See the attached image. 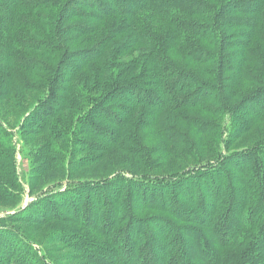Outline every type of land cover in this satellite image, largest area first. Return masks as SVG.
<instances>
[{"label": "trees", "instance_id": "16d2710c", "mask_svg": "<svg viewBox=\"0 0 264 264\" xmlns=\"http://www.w3.org/2000/svg\"><path fill=\"white\" fill-rule=\"evenodd\" d=\"M14 67L43 74L44 97L24 125L37 132L55 131L52 140L66 150L83 142L85 128L95 136L103 121L121 129L130 124L141 134L163 122V129L176 134L171 143L187 147L188 156L192 143L176 117L212 132L220 126L203 123L201 117L217 121L224 117L229 125L224 149L213 148L214 132L211 146L204 148L208 156L198 161L210 168L207 177L186 173L170 181L89 183L77 182L74 175L62 193H48L53 195L29 208L30 219L19 222H37L38 215L62 211L80 214L79 222L97 231L102 217L99 225L111 242L78 238L88 257L101 259L102 264H264V173L258 176L263 171L256 162L261 151L253 156L251 148L245 156L227 154L221 160V152L227 153L244 130L264 126V0H0L1 77ZM18 75L13 79L23 82V74ZM120 111L127 113L126 120ZM134 114L138 120L130 123ZM140 115L156 121L152 125ZM51 119L56 121L49 124ZM3 126L0 122V147L6 134ZM128 132V139L136 137ZM192 152L200 155L194 148ZM3 155L7 175H13L15 164L7 159L8 152ZM43 158L47 160V155ZM134 160V168L140 170ZM216 161L217 166L210 165ZM160 162L161 158L142 164L148 169L145 173L157 171ZM94 168L99 171L100 162ZM49 170L41 168L46 179L52 174ZM199 182L218 197L207 200L209 192L204 195L196 187ZM248 185L254 190L246 201ZM182 198L189 201L187 207ZM140 200L144 204L133 203ZM144 208L161 209L171 217L142 220L138 214ZM118 219L120 226L113 230ZM134 225L141 229L136 236L130 235ZM163 229L171 233L167 246L154 238ZM16 236L20 238L17 234L5 238H12L10 245L20 250L17 264H44ZM186 243H192L190 250ZM108 248L114 253L97 252Z\"/></svg>", "mask_w": 264, "mask_h": 264}, {"label": "rangeland", "instance_id": "374dc122", "mask_svg": "<svg viewBox=\"0 0 264 264\" xmlns=\"http://www.w3.org/2000/svg\"><path fill=\"white\" fill-rule=\"evenodd\" d=\"M18 73L23 74V82L19 81V79H13L14 75H18ZM18 76L20 77V75ZM6 80H8V86L5 85ZM42 80L43 74L41 72L36 70L21 71L15 67L9 68V72L0 78V122L6 130L4 140H1L3 145L0 147V264H17L15 260H18L21 256L20 250H16L15 246L10 245L9 240L12 238H5L6 234L10 236L15 234L20 235V238L16 236L17 240L21 243H26L35 250L44 264H102L101 259L95 262L88 257L84 250L85 245L81 244L82 242L78 239L79 237L87 238L91 243L97 240L100 243L111 242V237L107 236L103 232L101 225H99L104 221L102 217L98 220L97 231L92 230L93 228L91 227L82 225V222H79V220L82 221L80 214L75 216L62 211H57L54 216L47 214L38 215L34 218L37 222L33 220L29 222H25L27 220L24 222L19 221L26 217L30 219L28 216L29 208L40 200L53 195H47L48 193H62L67 188V185L72 182L70 179L74 175L77 182L87 181L89 183H102L104 181L111 183L113 180L118 179L137 180L138 182L141 179H145L148 182H157V179L162 178L163 180L170 181L186 173H190L192 176L200 177L201 175V177H207L210 168L198 161L208 156V152L204 148L207 147V144L211 146L214 132L215 146L213 148L217 150H219V147L222 150L224 149L222 143L227 138L229 125L227 127L226 125L228 119L222 117L217 121L211 119L208 115L203 117L198 115L201 117L199 119L203 123L216 122L220 126V130L212 132V130L197 126L193 121H183L176 117L175 121L180 124L182 133L192 143V146L189 147L188 156L186 155L187 152H185L187 147L182 148L171 143V140L174 138L173 135L176 134L166 131L165 128L163 129V122L160 125H154L152 130H147L148 132L145 131L141 134L136 132L137 130L131 127L130 124H126L121 129L118 126H113L103 121V129L98 131L95 136L91 134L90 128H85L83 142L77 144V146L73 143L75 147L66 150L63 143L52 140V135H54L55 131L52 134L50 129L46 130L45 133L43 130L37 132L38 129L30 127V124L28 126L24 125L29 112L44 97V93L41 92L43 89ZM129 100L132 101L131 99ZM120 114L121 116L124 115V111H120ZM127 118V113H125L122 119L126 120ZM139 119L145 122L151 119L152 125L156 121L149 116L145 118L144 115H140ZM52 120L56 121V119H51L49 124ZM137 120L138 116L134 114L130 123ZM54 125L57 126V124ZM197 127L207 133L201 134ZM101 131L102 134L105 133L104 139L100 138ZM128 131L135 132L136 137L128 139L126 135L129 133ZM197 142L199 143L197 144ZM178 143L185 144V141L183 142V140L178 139ZM94 144L97 145V148L93 147ZM98 147L102 149L97 150ZM192 148L201 156L195 153L194 155ZM251 148L254 149L253 156L255 153L261 151L257 156L258 160H256L262 167L261 171H263L256 172L260 177L264 173V152H262L264 150V126L259 127L256 125L249 129V131L244 130V134L231 144L230 150L227 153L221 152V160L227 154H243L245 156L249 154L248 150ZM92 149L96 150L93 151ZM4 152L9 153L10 156L7 159H12L15 164L13 175H7L10 171L6 168L8 162H5L6 157L3 155ZM45 155H47V160L43 158ZM135 158L141 167L140 170L134 168L135 165L132 164L135 162ZM159 158L162 159L163 163L160 162L158 165H155L157 171L145 173L148 169H145L143 165H147V163L153 164L154 160L157 161ZM76 162H79L80 165ZM99 162L101 168L96 172L94 166ZM219 163L220 161H216L210 163V165L215 167ZM42 167L49 168V173L52 172V174L47 176V179L44 176L46 174L41 173ZM225 169H228L232 173L235 172L229 167ZM245 169L246 172L250 170L249 167ZM58 170L64 174H59ZM137 172L139 174H136ZM239 173L241 175L242 172ZM262 181L264 183V179ZM199 183L196 184V187L199 186L201 192L204 191V195L211 191L205 185L203 186L201 182ZM253 190L248 185L243 199L249 201ZM217 197L216 193L209 192L206 198L211 201ZM181 201L187 207L189 201L183 198ZM116 202L115 199L112 201V204ZM133 203L144 204V201L140 200ZM206 204L209 205L208 209L211 210L213 208L208 202ZM68 207L66 205V209ZM191 207L196 210L193 204ZM248 207L250 206H245V210ZM70 209L71 207L67 211H70ZM241 213L243 214L244 212L241 211ZM213 215H216V211ZM138 216L142 220L151 216L170 218L171 213L161 209L153 211L144 208ZM52 217L53 219H51ZM171 219L176 222L178 221L173 216ZM119 226L120 219H118V223L115 224L113 230H118ZM140 232V226L134 225L130 235L136 236ZM157 234L158 236L155 234L154 238L159 240V245L164 241L163 244L167 246L168 244H165V239H169L168 237L169 235L171 237V233L163 229ZM189 246L192 247V243L187 244V246L185 245L186 250H190ZM97 252L107 254L112 251L111 248H108L107 252L101 249ZM159 252L157 248L155 254H159ZM187 253L190 255L189 251ZM193 256L196 258L198 255L194 254ZM196 260L197 263L201 261L198 257Z\"/></svg>", "mask_w": 264, "mask_h": 264}]
</instances>
